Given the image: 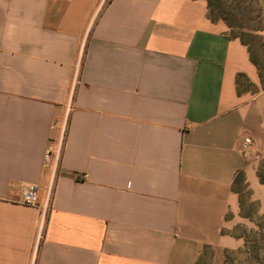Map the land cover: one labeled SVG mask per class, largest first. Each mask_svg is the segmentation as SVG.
<instances>
[{"label":"crops","instance_id":"crops-1","mask_svg":"<svg viewBox=\"0 0 264 264\" xmlns=\"http://www.w3.org/2000/svg\"><path fill=\"white\" fill-rule=\"evenodd\" d=\"M262 159L259 70L207 0H0V264L235 249V177L259 206Z\"/></svg>","mask_w":264,"mask_h":264},{"label":"rangeland","instance_id":"rangeland-1","mask_svg":"<svg viewBox=\"0 0 264 264\" xmlns=\"http://www.w3.org/2000/svg\"><path fill=\"white\" fill-rule=\"evenodd\" d=\"M220 5L234 26L233 30L227 27L228 33L242 36L264 74V0H220ZM239 89L256 92L244 80ZM263 162L262 159L260 164ZM235 190L240 193V211L227 215L223 234L239 246L224 250L205 247L195 264H264V197L258 206L246 184L236 186Z\"/></svg>","mask_w":264,"mask_h":264},{"label":"trees","instance_id":"trees-1","mask_svg":"<svg viewBox=\"0 0 264 264\" xmlns=\"http://www.w3.org/2000/svg\"><path fill=\"white\" fill-rule=\"evenodd\" d=\"M207 2H208V18L212 22H224L229 29L233 30L234 26L232 25V23H230V21L228 19V14L226 13V11L224 9H222V7L220 5V0H207ZM229 36L232 39L240 40L244 45H246L248 47L249 53H250V56H251V60H252V62L255 64V66L259 70V74H260L261 80H262V86L264 88V74H262V69L260 67V64L257 62V60H255L253 58V54H252L251 48L248 45V43H246L244 41V39L242 38V36H240L238 34H234V35L233 34H229ZM238 79H239V87H240L241 80H244L246 83L251 85L249 83V81L247 80V78L245 76H243V75H240L238 77ZM239 93H241L240 89H239ZM258 178H259L260 182L264 184V162L262 164H260V166H259ZM242 184H246V179H245V174L242 171H240L239 173H237V175L235 177L234 190H235L236 186L242 185ZM235 192L238 195H240V193L238 191L235 190ZM239 202H240V200H239Z\"/></svg>","mask_w":264,"mask_h":264},{"label":"built area","instance_id":"built-area-1","mask_svg":"<svg viewBox=\"0 0 264 264\" xmlns=\"http://www.w3.org/2000/svg\"><path fill=\"white\" fill-rule=\"evenodd\" d=\"M247 144H250L251 141L249 139L246 140ZM54 151H52L51 149H49L46 153V157H45V161L47 163L50 162V160L52 159V155H53ZM60 150L57 151L56 156L54 157V161H58V156H59ZM55 161V162H56ZM22 204L27 205V206H31V207H39V190L37 188V186L35 185H27L23 188V192H22ZM49 206V201L47 200L45 206H44V214L46 213L47 209ZM44 226V217L41 220L39 229H40V233L43 229Z\"/></svg>","mask_w":264,"mask_h":264}]
</instances>
